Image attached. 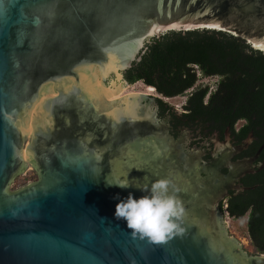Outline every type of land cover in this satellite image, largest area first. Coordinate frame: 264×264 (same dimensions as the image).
<instances>
[{"label":"water","instance_id":"obj_1","mask_svg":"<svg viewBox=\"0 0 264 264\" xmlns=\"http://www.w3.org/2000/svg\"><path fill=\"white\" fill-rule=\"evenodd\" d=\"M193 29L264 52V0H0V264H264L170 178L183 235L150 243L113 216L162 179L138 173L143 151L170 139L156 91L119 93L118 81L148 39ZM28 167L37 180L9 192Z\"/></svg>","mask_w":264,"mask_h":264},{"label":"trees","instance_id":"obj_2","mask_svg":"<svg viewBox=\"0 0 264 264\" xmlns=\"http://www.w3.org/2000/svg\"><path fill=\"white\" fill-rule=\"evenodd\" d=\"M122 75L129 85L154 88L163 111L173 109L165 99L185 97L181 116L189 122L232 125L245 119L250 128L264 129V52L242 36L213 29L168 31L148 39ZM245 209L231 214L240 217ZM247 231L257 241L249 243L253 256L264 246L261 217Z\"/></svg>","mask_w":264,"mask_h":264},{"label":"flooded vegetation","instance_id":"obj_3","mask_svg":"<svg viewBox=\"0 0 264 264\" xmlns=\"http://www.w3.org/2000/svg\"><path fill=\"white\" fill-rule=\"evenodd\" d=\"M153 103L160 123L158 134H167L170 139L157 140L165 155L158 154L157 143L152 147L156 152L150 146L143 149L146 159L139 177L170 178L175 186L200 192L217 210L218 221H243L247 240L257 242L247 229L258 216L264 222V129L250 128L245 119L232 125L208 124L197 119L189 122L181 116L184 109L179 113L169 108L163 111L156 100ZM143 182L146 184L147 180ZM179 185L176 190L181 189ZM241 207L246 209L240 217L231 214ZM262 248L253 256L264 258Z\"/></svg>","mask_w":264,"mask_h":264},{"label":"clouds","instance_id":"obj_4","mask_svg":"<svg viewBox=\"0 0 264 264\" xmlns=\"http://www.w3.org/2000/svg\"><path fill=\"white\" fill-rule=\"evenodd\" d=\"M119 187H127V184ZM169 189L170 182L159 179L151 184L149 195L134 198L129 193L114 205V218L124 220L133 237L147 239L150 243L162 244L183 235L180 223L183 206Z\"/></svg>","mask_w":264,"mask_h":264},{"label":"rangeland","instance_id":"obj_5","mask_svg":"<svg viewBox=\"0 0 264 264\" xmlns=\"http://www.w3.org/2000/svg\"><path fill=\"white\" fill-rule=\"evenodd\" d=\"M204 84L209 83L212 84L213 80L210 81H202ZM118 88L122 90H126V92H132L131 89H135V92H146L145 86L141 83L133 84V85H124V83L120 80L118 81ZM154 92V90H153ZM175 104L176 108L180 112L182 106L185 103V97H178L171 99ZM37 180V174L34 168L28 167L22 174L17 175L12 181L11 185L8 187L9 192H15L32 182ZM226 223L229 225L230 236L236 237L240 244L243 246L245 250L250 252L252 249L249 247V241L246 238L245 229L243 227V221H231L226 218Z\"/></svg>","mask_w":264,"mask_h":264},{"label":"bare ground","instance_id":"obj_6","mask_svg":"<svg viewBox=\"0 0 264 264\" xmlns=\"http://www.w3.org/2000/svg\"><path fill=\"white\" fill-rule=\"evenodd\" d=\"M118 90H119V93L126 92V90H122L120 88H118ZM131 90H132V92H135V89H131ZM153 90H154L153 88L146 87V92L155 93V91L153 92Z\"/></svg>","mask_w":264,"mask_h":264},{"label":"snow or ice","instance_id":"obj_7","mask_svg":"<svg viewBox=\"0 0 264 264\" xmlns=\"http://www.w3.org/2000/svg\"><path fill=\"white\" fill-rule=\"evenodd\" d=\"M262 50H264V49H262Z\"/></svg>","mask_w":264,"mask_h":264}]
</instances>
